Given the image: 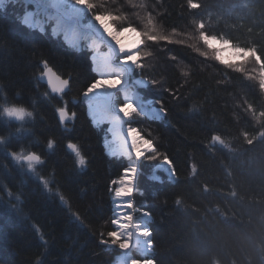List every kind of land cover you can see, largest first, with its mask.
I'll use <instances>...</instances> for the list:
<instances>
[{"label": "trees", "instance_id": "obj_1", "mask_svg": "<svg viewBox=\"0 0 264 264\" xmlns=\"http://www.w3.org/2000/svg\"><path fill=\"white\" fill-rule=\"evenodd\" d=\"M93 2L100 12L125 17L118 26L142 28L151 14L164 32L175 29L186 40L145 47L153 53L145 77L181 96L174 99L159 85L140 90L144 100L162 98L168 115L140 118L135 126L176 170L174 179L157 171L159 180H153L159 161L138 165L134 202L151 214L149 258L156 264H264V117L255 119L247 110L250 105L257 114L264 111V94L257 81L201 57L197 49L203 51V45L192 48L186 39L195 34L194 21L203 20L207 34L254 44L264 55V0H197L202 8L195 11L187 8V0ZM23 10L11 2L0 7V110L16 106L33 112L23 125H5L0 117V140L8 144V151L0 145V264H113L116 250L99 240L102 232L113 230L108 186L127 159L105 153L104 127L93 125L87 115L82 93L96 79L90 54L69 48L47 28L22 24L17 15ZM43 60L70 78L66 93L53 95L39 82ZM194 106L200 111L190 112ZM57 107L68 110L64 128ZM212 135L229 147L213 144ZM49 139L53 150L47 149ZM68 142L85 156L83 171L76 168ZM12 151H35L45 163L33 175L11 159L7 153ZM38 177L54 179L51 191ZM9 190L13 197L21 194L23 203L9 197Z\"/></svg>", "mask_w": 264, "mask_h": 264}, {"label": "snow or ice", "instance_id": "obj_2", "mask_svg": "<svg viewBox=\"0 0 264 264\" xmlns=\"http://www.w3.org/2000/svg\"><path fill=\"white\" fill-rule=\"evenodd\" d=\"M72 6L86 11L91 15L93 21L96 22L97 26L101 29L104 35L115 45L117 51L120 54V63L125 65H131L138 70L140 76V82L145 86H151L152 88L159 87L173 96L174 99H180L181 96L176 92L170 90L165 84H161L154 78L145 79L146 73L144 71V61L146 57L152 56L151 51L145 52L143 49L150 45H184L186 40L181 38V34L175 29L170 33L164 32L159 26L158 22L153 18L151 14L146 17V21L143 27L133 26L129 23L127 26L117 25L118 21H122L125 17L114 14L112 12H100L97 8V4L93 0H71ZM5 0H0V7H3ZM247 7V5H242ZM187 8L195 11L201 9L202 5L197 0H187ZM26 17V16H25ZM195 34L188 36L186 39L188 45L192 48H196V45L202 44L204 50L200 51L197 49L198 54L205 59H213L225 68L243 74L247 80L257 81L259 90L264 93V55H262L257 47L253 44L252 46H241L233 43L231 39L225 38L224 36L209 35L205 31V23L203 20L199 22L194 21ZM127 33H133L135 40L126 44L121 37ZM55 35V30L53 31ZM227 54V55H225ZM175 60L176 57L173 56ZM253 65L251 69L247 66ZM42 70L40 71L39 80H46L48 88L51 89L52 93L64 94L70 87V78H63L54 68H52L46 60L42 62ZM188 75L187 72L184 73ZM121 85L120 75H107L101 76L94 80L88 88L82 93L83 96H89L97 90H112L116 89ZM155 104H159V108L155 109L153 118L161 120L168 115V109L164 106L162 98L154 101ZM248 112H251L255 119L264 117V111L256 113L255 109L250 105ZM116 111L122 114L125 121H131L132 118L137 115V108L131 102H124L119 104ZM200 108L193 107L190 112H199ZM56 113L59 118V124L62 128L67 124L69 119L68 110L65 107H57ZM103 113L110 121L114 124H120V120L112 115L110 108L107 106L103 107ZM72 117L75 118L76 112H72ZM3 116L10 120L21 122L22 125L25 122L26 117H33V112L26 111L24 107H4ZM66 131L68 129H65ZM126 140L130 144V149H126V154H134L136 161H159L158 168L163 169L169 174L170 179L176 177V170L173 160L166 154L160 152L157 145L152 139L146 138L138 127L133 126L131 123L127 124L126 128ZM211 141L213 144H220L224 148H228L229 145L225 143V140L220 135H212ZM0 144H4L5 151L7 150L8 144L4 141H0ZM67 149L71 151L75 156V166L78 170L83 171L86 167V158L82 154L81 149L76 143L68 142L66 145ZM47 149H54V141L49 139L47 142ZM11 159L16 162L21 168L26 167L27 172L35 175L39 168L45 163L40 154L35 151H28L26 153H17L12 151L8 153ZM195 172V167H193ZM138 169L135 166H125L120 170V174L117 178L111 180L108 191L111 194L112 211H111V225L113 230L107 231L106 236L102 232L99 243L107 247H118L122 251H127L132 247L131 241L134 236L136 239L135 247L141 251L151 250L153 248L152 231L147 226V222L151 220V214L148 211H143L141 217L134 216L129 210L134 208L133 196L137 193L138 187L136 185L138 179ZM39 178V177H38ZM40 179V183L44 189L51 191L50 185L54 183L48 179ZM153 180H159V177H151ZM142 194V193H141ZM8 196L14 199L17 204H22L21 194H17L13 197L11 191H8ZM10 199V200H12ZM62 203H66L63 195H60ZM179 203V201H177ZM19 212L20 209L17 208ZM76 220L80 221L79 215L75 216ZM82 222V221H81ZM37 231H39L37 229ZM43 239V237H41ZM146 246V248H145ZM129 264H156V261L152 258H133Z\"/></svg>", "mask_w": 264, "mask_h": 264}, {"label": "rangeland", "instance_id": "obj_3", "mask_svg": "<svg viewBox=\"0 0 264 264\" xmlns=\"http://www.w3.org/2000/svg\"><path fill=\"white\" fill-rule=\"evenodd\" d=\"M10 2L13 4H16V5H20V4L23 5V7H24L23 14H24V17L26 16L25 17L26 20H27L28 15H30V17H33V19H35V20H39V21H34L35 23H33V24L29 23L27 21L26 24L28 23L29 27L30 26L33 27L35 25V27H38V29H40L41 28L40 22H41L43 24L42 25L43 28L46 25V28H47L46 30H48V32H50L52 36L61 38L62 39L61 41L66 46H68L69 48H73V49L85 48L86 51H88L90 54V61L92 63L93 71L96 74V79L98 77L107 76V75H120L121 77H124L126 83L124 84L123 88L117 89L114 92L112 100H111V104L115 110V109H117L119 104L124 103L126 101L131 102L136 106L138 114L135 115L131 121H123V127L127 128L128 123H131L133 126H135L136 121L140 120V118L147 119V120L154 119L153 118L154 114H151V112H149V110L150 109L155 110V109H158L159 107L156 106V104L152 100H144L142 98V96L140 94V90L144 89V88L149 89L151 86H145L140 82V76H139L138 70H136L131 65H129L127 71H125L123 68H121V66H119L120 59H121L120 55H115V54L111 53L109 47L106 44L102 43L96 49H92V47H91L92 45L91 46L89 45V41L91 40L89 38L91 37V34H92V38H93V32L92 31L94 28L97 27L96 22L92 20L91 15L89 13H87L86 11L83 10L81 12V17H80V20L78 21V23H80V26L82 28H84L83 30L82 29H79V30L80 31H86V32L88 31L87 33H89L90 36H89V34H85L88 37V39L81 40L78 43L75 42V45L69 46L68 45V39H70V37L68 34H65V35L60 34V33L57 34V31H58L57 30V31H55V35H53V31L55 30V25H57V23H58V18H56L53 15V13L55 14V11L41 10L40 8H38L37 6H34L32 3H30L29 1H26V0H5V3H7L8 5ZM71 7H72L71 0H61V2L58 4L57 9H58V11L62 12L64 15H67L68 11H70ZM56 12H57V10H56ZM51 17H52V19H49ZM64 23L68 29L70 27H73V25H74V23L70 22V21H68V22L64 21ZM85 26H87L86 29H85ZM89 29H91L92 31H89ZM97 31H98V33L104 34L99 27L97 28ZM143 51L148 52V50H146L145 48L143 49ZM94 53L109 54L110 61H111L110 67H106V69H99L97 66H95L94 60L92 58V56H94ZM225 55H227V54H225ZM151 60H152V56L146 57L144 64L148 65V63H150ZM117 65H118V67H117ZM249 66L251 68L253 67V65H249ZM145 79H147V78L145 77ZM136 84H138V85H136ZM262 94H264V93H262ZM82 99H83L84 104H85V109H86L87 115L91 119L93 125H95L96 127H104V150H105V153L109 156H123L127 159V164H128V160L130 161L131 157H129L127 154L123 155V153L120 151V149H122V147H121L122 138L118 139L110 131V129H109L110 125H111L110 120L105 119L102 122L101 121L97 122L96 121L97 114H95V112L94 113L90 112L91 110H93L92 108L95 104L91 103L83 95H82ZM117 99H120V103L117 102ZM99 104H102V103H99ZM4 107H6V106H3L0 110V117L4 121L5 125H7V124L10 125V124H12V121L15 122V120H10L9 118L3 116V108ZM17 124L21 125V122H18ZM11 132L13 135L16 134L13 129H10V133ZM0 141H3V140H0ZM0 145H2V144H0ZM129 146H130V144H129ZM6 151H8V150H6ZM158 163L155 165L154 170L152 171L153 175H151V177H153V176L158 177V175L156 173L157 171H159L163 175L169 177L168 173H166L163 169L158 168V166H159ZM23 170L27 171L26 167H24ZM132 199L134 201V197ZM110 201H111V194H110ZM111 204H112V202H111ZM112 207H113V205H112ZM132 211H133L132 214L134 216L141 217L144 210L142 208H136L135 202H134V208L132 209ZM148 222H147V224H148ZM112 228H113V226H112ZM113 248L116 250V254H115L113 264H117L119 262L120 258L122 257V253L124 251L120 250L118 247H113ZM145 248H146V246H145ZM132 253L138 254V258H136V259L149 258L150 254L152 253V249L141 251L139 248H136L135 246H133V248L130 249L127 253L130 255V256L128 255V257H131V259L135 258L132 256Z\"/></svg>", "mask_w": 264, "mask_h": 264}, {"label": "bare ground", "instance_id": "obj_4", "mask_svg": "<svg viewBox=\"0 0 264 264\" xmlns=\"http://www.w3.org/2000/svg\"><path fill=\"white\" fill-rule=\"evenodd\" d=\"M29 1L30 3H32L34 6H37L38 8H40L41 10H46V11H55V14L53 13V15L58 18V23L57 25H55V31H57V34H68L70 39H68L69 44H75L80 42L81 40L84 39H88V37L85 34H89L86 31H80L79 29H84L80 26V23H78V21L80 20L81 17V12L83 10L79 9V8H75L74 6L71 7L70 11H68L67 15H64L62 12L58 11L57 7L58 4L61 2V0H26ZM57 10V12H56ZM52 15V16H53ZM17 18H19V21L22 24H25L26 26H28V23L26 24V22L28 21L29 23H35L34 21H39V20H35L33 19V17H30V15L27 16V20L24 17L23 12H21L19 15H17ZM38 19V18H37ZM49 19H52L49 18ZM64 21L68 22H73L74 25L73 27H70L69 29L66 27ZM34 28L35 25L33 26ZM84 27V26H83ZM87 28V26H85V29ZM97 28H94L93 31L91 29H89V31L93 32V38H92V34L91 37L89 39H91L89 41V45L92 47V49H96L97 47H99L100 44H106L109 49L110 52L115 54V55H120L119 52L117 51L116 47L114 44H112V42L104 35L101 33H98ZM50 33V32H49ZM90 36V34H89ZM121 39L126 43V44H130L133 42V40H135V35L133 33H127L125 34L123 37H121ZM93 60H94V65L97 66L99 69H106V67H110L111 61H110V56L109 54L106 53H102V54H98V53H94V56H92ZM119 66H121V68H123L125 71H127L129 65H125V64H119ZM118 67V65H117ZM125 79L124 77H121V85L116 88V89H112V90H97L96 92L92 93L89 96H85L91 103H94L95 105L93 106V110H91V113L97 114V118L96 121L97 122H102L105 119H109L108 117H106L103 113V107L107 106L108 108H110L112 115L116 118H118L120 120V124H114L110 121L111 125H110V131L114 134V136H116L118 139L122 138V144L121 147L122 149H120V151L123 153V155H126V149H130L129 144L127 143L126 140V128L123 127V121H125L122 117V114H119L116 109L114 110V107L111 104V100L113 97L114 92L117 89L123 88L124 84H125ZM138 85V84H136ZM102 103V104H99ZM101 105V106H100ZM149 112H151V114H154L155 110L150 109ZM110 120V119H109ZM129 157H131V160H128V164L127 166H135L137 167V161L136 158L134 156V154H127ZM131 213L133 212L132 210H129ZM136 243V239L135 236L133 238V240L131 241V244L133 246H135ZM130 247V249L133 248ZM129 249V250H130ZM124 251L122 253V257L120 258L119 262L117 264H129L131 257H128L129 254L128 251ZM130 256V255H129Z\"/></svg>", "mask_w": 264, "mask_h": 264}, {"label": "water", "instance_id": "obj_5", "mask_svg": "<svg viewBox=\"0 0 264 264\" xmlns=\"http://www.w3.org/2000/svg\"><path fill=\"white\" fill-rule=\"evenodd\" d=\"M38 79H39V77H38ZM39 81L42 82L43 84H45L46 87L48 88V85H47V81H46V80H43V81H42V80H39ZM48 90L51 92V89H50V88H48ZM67 91H68V90H67ZM67 91H66V92H67ZM66 92H65V93H66ZM51 93H52V92H51ZM52 94H57V93H52ZM57 117H58V115H57ZM58 120H59V118H58ZM137 162H138V161H137ZM136 185H137V182H136ZM133 203H134V201H133Z\"/></svg>", "mask_w": 264, "mask_h": 264}]
</instances>
